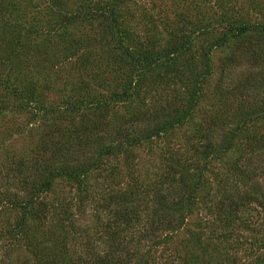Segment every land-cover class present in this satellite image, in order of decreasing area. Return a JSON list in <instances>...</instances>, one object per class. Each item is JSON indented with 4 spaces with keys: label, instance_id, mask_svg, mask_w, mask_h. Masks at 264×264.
Instances as JSON below:
<instances>
[{
    "label": "rangeland",
    "instance_id": "1",
    "mask_svg": "<svg viewBox=\"0 0 264 264\" xmlns=\"http://www.w3.org/2000/svg\"><path fill=\"white\" fill-rule=\"evenodd\" d=\"M251 1L0 0V264H264Z\"/></svg>",
    "mask_w": 264,
    "mask_h": 264
},
{
    "label": "trees",
    "instance_id": "2",
    "mask_svg": "<svg viewBox=\"0 0 264 264\" xmlns=\"http://www.w3.org/2000/svg\"><path fill=\"white\" fill-rule=\"evenodd\" d=\"M210 1H217V0H204V3L203 4H207L208 2H210ZM257 1H259V0H257ZM251 2H256V0H252ZM262 2H264V0H262ZM124 3V0H106V2H104V4H103V6H102V8L100 7V8H95L96 9V11H95V13L98 11L100 14H97L99 17H101V18H104V17H106V18H109L111 21H113L114 20V22L116 23H113L112 22V26L113 27H115L116 25H117V18L119 17V13H120V7H121V5ZM255 4H258L257 2L255 3ZM253 5V6H255V7H258V5ZM264 5V4H263ZM195 8H197V11H199L201 8H202V6L199 4V5H197ZM94 9V10H95ZM233 9V8H232ZM183 17V16H182ZM179 19V21H181L182 19H180V18H178ZM228 26H229V30H230V32L233 34V35H242V33L247 29L246 28V26L245 25H243V24H239V23H236L235 21L234 22H230V23H228ZM167 50L169 51V52H173V53H175L176 52V50H177V46H176V44H172V45H170L168 48H167ZM126 54H130L131 56L130 57H133L134 55H132V53L129 51V50H126V52H125ZM166 57L164 56L161 60H162V63H163V61H164V59H165ZM159 128V127H158ZM163 128H159L158 130H157V132L156 133H158L159 131H161ZM107 153H111L110 152V150H108L107 151ZM54 175H60V171H58V169H53L51 172H50V176L51 177H53ZM42 184H43V186H41L42 188H38V189H35V191H34V188L32 189V197L31 198H29V200L28 201H26L25 203H22V202H20V204H23V206H22V209H24V210H28L30 207H32V205H31V203L33 202V201H35L37 198H38V196L40 195L39 194V191H40V189H42V190H48L49 189V187L51 186V178L50 179H47V178H45L44 180H43V182H42ZM161 196V198L162 199H167V197L166 196H164L163 194L162 195H160ZM184 200L182 199V197H180V198H176V200L173 202V206H174V208L175 207H178V206H185V207H187V208H190L191 206H190V203H191V201H192V199H191V197H189L186 201H184ZM173 208V209H174ZM127 209H125L124 211H126ZM114 213H116V214H113L112 215V213L111 212H109V215H108V218L107 219H110V221L109 222H105V223H108V224H111V219H113L112 217H114V215L117 217V215H118V217L120 216L121 217V215L120 214H118L117 212H115L114 211ZM130 213H132V211L130 212ZM107 224V226H106V228L108 229V228H110L109 226L110 225H108ZM107 243H108V248H107V252L105 253V256H108L109 258L110 257H112L113 255H114V253L115 252H117L118 251V249H119V243H118V236H117V234H111V236H110V238L106 241ZM105 262V263H104ZM108 262H109V260L107 259L106 261H104V260H102V262H101V264H108Z\"/></svg>",
    "mask_w": 264,
    "mask_h": 264
}]
</instances>
